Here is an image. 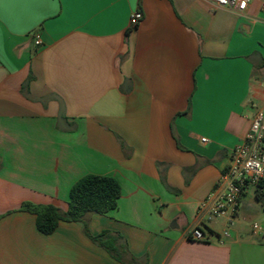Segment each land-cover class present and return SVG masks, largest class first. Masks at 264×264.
Listing matches in <instances>:
<instances>
[{
	"label": "crops",
	"instance_id": "crops-1",
	"mask_svg": "<svg viewBox=\"0 0 264 264\" xmlns=\"http://www.w3.org/2000/svg\"><path fill=\"white\" fill-rule=\"evenodd\" d=\"M263 2L0 0V264H264L254 232L186 236L264 105ZM88 174L121 185L118 207L87 220L121 237L123 262L81 222L44 235L19 211L66 212Z\"/></svg>",
	"mask_w": 264,
	"mask_h": 264
},
{
	"label": "built area",
	"instance_id": "built-area-1",
	"mask_svg": "<svg viewBox=\"0 0 264 264\" xmlns=\"http://www.w3.org/2000/svg\"><path fill=\"white\" fill-rule=\"evenodd\" d=\"M252 1L212 0V5L217 9H228L242 14ZM261 10L264 11V2ZM142 19L143 14L140 11L134 12L130 18L131 29H136ZM202 142H207V139L203 138ZM250 187L264 198V105L253 114L243 141L230 151L223 173L208 197L199 204L195 223L186 233L187 238L198 242H210L216 238L220 243L230 238L241 199ZM212 222L223 224L220 235L217 236L208 230L207 226ZM253 232L264 238V224L254 223Z\"/></svg>",
	"mask_w": 264,
	"mask_h": 264
},
{
	"label": "trees",
	"instance_id": "trees-1",
	"mask_svg": "<svg viewBox=\"0 0 264 264\" xmlns=\"http://www.w3.org/2000/svg\"><path fill=\"white\" fill-rule=\"evenodd\" d=\"M120 197L121 185L115 178L88 174L71 187L66 212L54 205H41L32 202L22 203L19 211L35 215L36 227L44 235L53 234L60 222H81L84 224L85 233L95 244L123 262L128 250L126 245L120 244L121 237L109 231L91 236L87 220L91 214L106 215L115 210ZM256 197L264 202V198L259 194H256Z\"/></svg>",
	"mask_w": 264,
	"mask_h": 264
},
{
	"label": "rangeland",
	"instance_id": "rangeland-1",
	"mask_svg": "<svg viewBox=\"0 0 264 264\" xmlns=\"http://www.w3.org/2000/svg\"><path fill=\"white\" fill-rule=\"evenodd\" d=\"M246 201H250L254 206L253 209L246 213L245 215L241 213L239 217L236 219V223L234 225V230L241 229L247 234L253 233V225L254 223H260L263 224L264 221V202L262 200L257 199L256 193L254 192V189L250 187L248 189L247 195H246ZM223 224L219 223L215 225V227L222 232L223 230Z\"/></svg>",
	"mask_w": 264,
	"mask_h": 264
}]
</instances>
